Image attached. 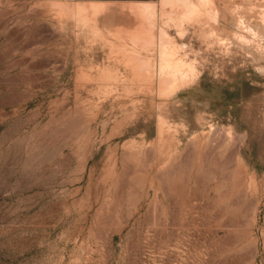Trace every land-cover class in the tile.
<instances>
[{"label": "rangeland", "instance_id": "obj_1", "mask_svg": "<svg viewBox=\"0 0 264 264\" xmlns=\"http://www.w3.org/2000/svg\"><path fill=\"white\" fill-rule=\"evenodd\" d=\"M132 1L0 0V264H264V0L157 15L175 90L117 54L159 61Z\"/></svg>", "mask_w": 264, "mask_h": 264}, {"label": "bare ground", "instance_id": "obj_2", "mask_svg": "<svg viewBox=\"0 0 264 264\" xmlns=\"http://www.w3.org/2000/svg\"><path fill=\"white\" fill-rule=\"evenodd\" d=\"M77 4H78L77 6H74V10L76 11V15H78L79 17L77 18V20L79 19L80 22L81 21L82 22L96 21L98 14L105 11V9L109 5L104 2H93V1L92 2L89 1L88 4L86 3L80 4V2L79 3L77 2ZM211 4L213 5L216 3L214 2V0H159V3H155L152 1H132L130 2L128 7L131 13L135 16L136 20H138V27L136 26V30L129 32L130 37L135 43H141L144 46V48H146V50L148 51L151 48L154 49V47H157L159 61L157 64H154L152 62L151 57L143 56L139 52V50L133 51L128 46L124 47V44L121 46L116 44V46H118L116 48L121 49V51L119 52L118 50L116 51L118 52L117 54H120V52L122 53L128 52L127 53L128 55H126L128 56L126 58V61L128 60V63L126 64H129L132 67L133 73L137 77H139V79L141 78L142 79L141 81H145V82L147 81L149 84H151L155 79H157L158 84L160 86L159 90H163V88L175 90L178 85V80L176 77L177 75L175 73H171L170 67L171 65L177 67V64L180 62V66L184 68L182 66V64H184V61L177 58L176 55H177L178 50L175 44V37H173L170 34V32L166 29V27H162L163 25L162 26L159 25V22L156 20L157 15L163 12L164 15H169L170 17H173L174 21L179 22V23L176 22L179 24V28H180L179 34L176 36V38L180 39L182 38L183 33L185 32L186 28L190 25V23L201 22L200 17L202 16V11L203 10L207 11ZM62 5L64 6V3L60 2L59 4H57V6L59 7L60 6L63 7ZM73 5L74 3L72 4V6ZM167 6L171 8L169 12L163 9V7H167ZM217 9L212 10L211 12V17L213 19H217L219 15V9L218 10ZM240 24H241L240 27H245L246 25L245 20H241ZM122 31L120 32L122 33ZM98 34H101V32ZM124 35L126 36V34ZM101 37H103L104 39H107L104 36H101ZM112 45L114 47L115 45L114 42L112 43ZM184 80H186L185 77H184Z\"/></svg>", "mask_w": 264, "mask_h": 264}]
</instances>
